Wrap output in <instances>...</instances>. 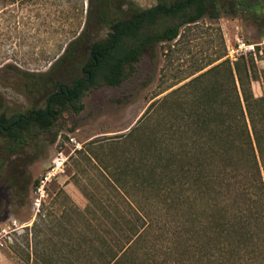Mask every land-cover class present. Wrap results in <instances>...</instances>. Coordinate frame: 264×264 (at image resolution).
Wrapping results in <instances>:
<instances>
[{"label":"trees","instance_id":"trees-1","mask_svg":"<svg viewBox=\"0 0 264 264\" xmlns=\"http://www.w3.org/2000/svg\"><path fill=\"white\" fill-rule=\"evenodd\" d=\"M240 1L247 6L253 0ZM220 3L161 0L143 8L131 0H97L95 6L89 0L85 29L60 57L75 64L83 44L88 75L65 82L23 72L30 91L55 86L59 92L51 94L49 108L27 117L2 112L0 135L10 155L31 145L32 131H51L65 112H80L87 90L120 85L127 68L158 43L175 40L183 26L205 15L220 18ZM228 3L236 13L235 0ZM91 23L109 35L92 40ZM224 56L152 102L122 135L131 143L112 163L94 157L112 196L98 202L97 193L87 194L91 204L74 207L85 226L61 238L63 247L72 244L78 252L75 264H264V68L253 54L234 63ZM254 81L262 84L261 95ZM36 248L29 255L33 264L40 256Z\"/></svg>","mask_w":264,"mask_h":264},{"label":"rangeland","instance_id":"rangeland-1","mask_svg":"<svg viewBox=\"0 0 264 264\" xmlns=\"http://www.w3.org/2000/svg\"><path fill=\"white\" fill-rule=\"evenodd\" d=\"M131 1L143 8L159 2ZM221 2L220 18L205 15L183 26L175 40L158 43L134 68H127L120 85L87 90L80 112H65L51 131H32L31 145L25 150L10 155L7 140L0 135V264H33L34 257L29 260V255L35 247L40 251L35 264L78 263V252L72 244L63 247L61 238L75 236L85 226L74 207L86 209L91 204L87 194L97 193L98 202L112 196L94 157L112 163L131 143L122 135L152 102L184 87L222 55L234 63L233 48L239 40L264 39V0H253L247 6L235 0L236 13L229 11V0ZM96 3L93 0L92 5ZM88 5L89 0H0V115L4 110L20 115L44 108L48 92L57 90L53 86L48 91H30L23 72L65 82L82 75L81 66L88 59L83 44L75 64L61 62L60 57L85 29ZM88 30L92 40L109 35L108 28L92 23ZM256 60L263 69L264 53ZM202 67L206 68L197 72ZM254 87L260 88L258 81ZM63 253L68 259L61 258Z\"/></svg>","mask_w":264,"mask_h":264},{"label":"built area","instance_id":"built-area-1","mask_svg":"<svg viewBox=\"0 0 264 264\" xmlns=\"http://www.w3.org/2000/svg\"><path fill=\"white\" fill-rule=\"evenodd\" d=\"M233 53L235 55L233 61L238 60V58L242 55L247 56L249 54H253L257 58L258 55H262L264 53V39H262L260 42L239 40L236 46L233 48Z\"/></svg>","mask_w":264,"mask_h":264},{"label":"flooded vegetation","instance_id":"flooded-vegetation-1","mask_svg":"<svg viewBox=\"0 0 264 264\" xmlns=\"http://www.w3.org/2000/svg\"><path fill=\"white\" fill-rule=\"evenodd\" d=\"M160 1H161V0H159V2H160ZM159 2H158L157 4H159ZM157 4H156V5H157ZM89 59H90V56H88V59L85 61V63L88 62ZM82 66H83V65H82ZM82 66H81L82 75L79 76V77L83 79V78H86V76H87L88 74H86V73L84 72ZM57 92H59V91H58V87H57V90H51V91H49L48 94H47L48 97H47V103H46V106H45L44 108L35 109L34 111L41 112V111H44L45 109L49 108V103H48V101H49V99H50V96H51V94H54V93H57ZM34 111H30V112L27 113V114H20L19 117H20V119L23 118V117H25V116L27 117V116L31 115V113L34 112ZM61 118H62V117H60V118H58V119H56V120L54 121V126H55L56 122H57L58 120H60Z\"/></svg>","mask_w":264,"mask_h":264},{"label":"crops","instance_id":"crops-1","mask_svg":"<svg viewBox=\"0 0 264 264\" xmlns=\"http://www.w3.org/2000/svg\"><path fill=\"white\" fill-rule=\"evenodd\" d=\"M259 85H260V88L259 89H257L256 87H254V91H255L256 95H261L263 93V89L261 87V83L260 82H259Z\"/></svg>","mask_w":264,"mask_h":264}]
</instances>
